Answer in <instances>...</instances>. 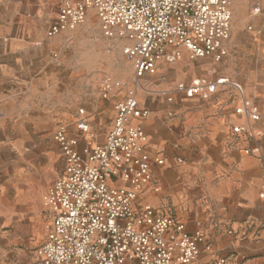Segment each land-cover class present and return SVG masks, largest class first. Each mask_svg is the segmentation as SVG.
Segmentation results:
<instances>
[{"label": "built area", "instance_id": "built-area-1", "mask_svg": "<svg viewBox=\"0 0 264 264\" xmlns=\"http://www.w3.org/2000/svg\"><path fill=\"white\" fill-rule=\"evenodd\" d=\"M90 8L104 36L125 41L122 51L133 75L130 84L109 76L99 81L100 98L114 102L102 143L79 147L77 136H68L64 126L54 133L64 167L42 197L52 218L36 249L39 264H194L201 248H210L205 235L188 233L175 216L137 202L152 173L143 149L144 128L132 120L149 115L138 100V88L158 64L175 62L184 53L190 59L223 58L231 26L230 0H57L46 36L73 30ZM259 9L254 5L252 13ZM218 91H228L236 99L233 112L243 119L228 123L227 144L235 145L241 137L255 140L258 132L252 123L260 121L264 112L231 77H195L177 82L163 94L168 100L174 93L207 99ZM75 127L79 133L89 132L84 116ZM242 149L245 154L256 153L264 167L259 146ZM155 161L162 164L160 158ZM216 264L226 260L218 258Z\"/></svg>", "mask_w": 264, "mask_h": 264}, {"label": "rangeland", "instance_id": "rangeland-1", "mask_svg": "<svg viewBox=\"0 0 264 264\" xmlns=\"http://www.w3.org/2000/svg\"><path fill=\"white\" fill-rule=\"evenodd\" d=\"M230 10L223 58L184 53L161 63L141 82L140 103L174 102L162 93L177 82L221 73L240 82L264 112V0H230ZM56 12L57 0H0V264H39L36 249L52 218L42 197L64 167L54 133L64 126L79 147L102 142L112 113L99 81L109 76L130 84L133 75L125 41L104 36L93 9L73 30L48 38ZM178 63L181 73L173 70ZM81 116L89 121L86 134L75 127Z\"/></svg>", "mask_w": 264, "mask_h": 264}, {"label": "crops", "instance_id": "crops-1", "mask_svg": "<svg viewBox=\"0 0 264 264\" xmlns=\"http://www.w3.org/2000/svg\"><path fill=\"white\" fill-rule=\"evenodd\" d=\"M181 68L178 63L173 70L181 73ZM218 75L225 74L209 78ZM173 95L174 102L141 103L150 116L132 120L144 128L143 149L152 173L137 202L175 216L188 233L205 235L210 248H201L194 264H216L218 258L226 264H264V167L256 153L245 154L242 149L257 145L264 155V136L241 137L235 145L227 144L228 123L243 121L234 114L236 99L228 91L207 99ZM102 101L111 109L109 128L114 102ZM252 125L264 131L259 121Z\"/></svg>", "mask_w": 264, "mask_h": 264}]
</instances>
